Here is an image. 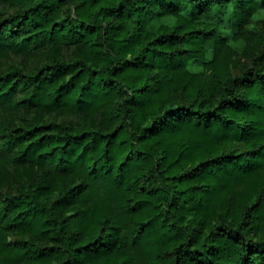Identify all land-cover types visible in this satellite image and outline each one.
<instances>
[{"label": "trees", "instance_id": "trees-1", "mask_svg": "<svg viewBox=\"0 0 264 264\" xmlns=\"http://www.w3.org/2000/svg\"><path fill=\"white\" fill-rule=\"evenodd\" d=\"M0 264H264V0H0Z\"/></svg>", "mask_w": 264, "mask_h": 264}, {"label": "rangeland", "instance_id": "rangeland-1", "mask_svg": "<svg viewBox=\"0 0 264 264\" xmlns=\"http://www.w3.org/2000/svg\"><path fill=\"white\" fill-rule=\"evenodd\" d=\"M261 16V15H260Z\"/></svg>", "mask_w": 264, "mask_h": 264}]
</instances>
